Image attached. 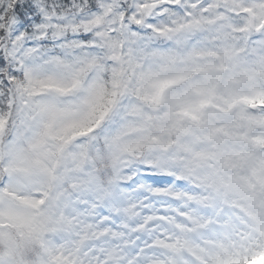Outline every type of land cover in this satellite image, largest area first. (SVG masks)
Here are the masks:
<instances>
[{
	"label": "snow or ice",
	"instance_id": "snow-or-ice-1",
	"mask_svg": "<svg viewBox=\"0 0 264 264\" xmlns=\"http://www.w3.org/2000/svg\"><path fill=\"white\" fill-rule=\"evenodd\" d=\"M0 264H264V0H0Z\"/></svg>",
	"mask_w": 264,
	"mask_h": 264
}]
</instances>
